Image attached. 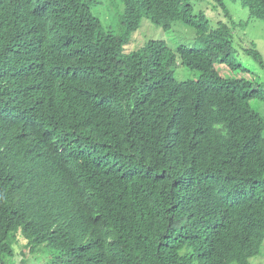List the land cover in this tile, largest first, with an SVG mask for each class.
<instances>
[{
    "label": "trees",
    "instance_id": "trees-1",
    "mask_svg": "<svg viewBox=\"0 0 264 264\" xmlns=\"http://www.w3.org/2000/svg\"><path fill=\"white\" fill-rule=\"evenodd\" d=\"M93 1L0 0V264L18 234L56 250L52 264H251L264 116L250 103L264 104V82L215 68H241L225 0L214 27L189 0H120L118 34ZM234 1L264 21V0ZM144 18L192 26L205 47L124 53ZM177 56L199 80L175 79Z\"/></svg>",
    "mask_w": 264,
    "mask_h": 264
},
{
    "label": "rangeland",
    "instance_id": "rangeland-1",
    "mask_svg": "<svg viewBox=\"0 0 264 264\" xmlns=\"http://www.w3.org/2000/svg\"><path fill=\"white\" fill-rule=\"evenodd\" d=\"M189 1L193 7V14L199 20H209L210 26L214 27L215 23L224 20V13L222 9L216 6L218 4L215 0ZM225 4L236 25L233 26L234 38L231 51L239 65H241V68L231 70L226 64L220 62L215 64V68L225 78L247 79L263 83L264 72L260 67V62L253 54H246L245 51L247 49L256 50L264 59V21L250 18L249 11L234 0H225ZM92 6L93 14L102 21L104 27L114 34H118L121 30V16L124 11V5L121 1L94 0ZM197 37V30L182 22H176L172 29L165 31L144 18L141 27L133 34L131 43L123 48V52L126 54L135 52L151 40L166 42L174 53H176L179 46L203 49L205 46L197 41ZM173 70L175 79L179 82L196 81L201 77L199 71L191 70L182 65L179 57L176 60L175 66H173ZM262 89L264 90V88ZM250 104L255 111L264 116L263 103L260 105L257 101H252ZM15 240L16 257L12 262L14 264H52L53 262L59 263L60 261L59 253L52 248L44 245L35 253H32L28 247V241L23 236L18 234ZM250 262L251 264H264V250L261 256L252 258Z\"/></svg>",
    "mask_w": 264,
    "mask_h": 264
},
{
    "label": "clouds",
    "instance_id": "clouds-1",
    "mask_svg": "<svg viewBox=\"0 0 264 264\" xmlns=\"http://www.w3.org/2000/svg\"><path fill=\"white\" fill-rule=\"evenodd\" d=\"M93 7V6H92Z\"/></svg>",
    "mask_w": 264,
    "mask_h": 264
}]
</instances>
